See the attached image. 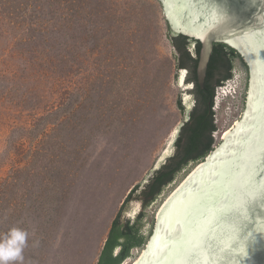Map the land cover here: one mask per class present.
Here are the masks:
<instances>
[{
    "label": "rangeland",
    "instance_id": "374dc122",
    "mask_svg": "<svg viewBox=\"0 0 264 264\" xmlns=\"http://www.w3.org/2000/svg\"><path fill=\"white\" fill-rule=\"evenodd\" d=\"M178 55L158 0H0V233L28 231L23 264H96L118 213L133 223L144 212L147 240L161 203L195 165L144 195L176 152L178 101L187 93V108L194 102ZM246 80L235 60L214 90V145L242 112ZM228 84L236 94L215 109Z\"/></svg>",
    "mask_w": 264,
    "mask_h": 264
},
{
    "label": "water",
    "instance_id": "95a60500",
    "mask_svg": "<svg viewBox=\"0 0 264 264\" xmlns=\"http://www.w3.org/2000/svg\"><path fill=\"white\" fill-rule=\"evenodd\" d=\"M158 1L172 35L200 43V88L213 44L223 43L245 64L246 89L238 122L167 195L128 264H264V0Z\"/></svg>",
    "mask_w": 264,
    "mask_h": 264
},
{
    "label": "trees",
    "instance_id": "16d2710c",
    "mask_svg": "<svg viewBox=\"0 0 264 264\" xmlns=\"http://www.w3.org/2000/svg\"><path fill=\"white\" fill-rule=\"evenodd\" d=\"M168 27V26H167ZM168 36L171 43L178 51L176 57L177 67L179 69H187V82H193V93L196 94L199 99L198 105L203 106L210 110L212 100L214 96V90L217 87L222 86L225 81L231 79L232 69L235 60H238L240 64L245 68L241 57L238 53L223 43H214L213 50L210 55V59L207 65L206 75L204 79V88L210 90V105H207L205 97L202 95V90L196 80V66L198 61V55L200 51V43L197 42L194 48V56L191 55L189 50V43L187 38L183 35H172L168 28ZM246 70V68H245ZM180 109H183L181 101H178ZM215 131L212 117L208 123L209 138L205 150L200 153V157L206 156L212 149L213 139L210 136ZM197 137V136H196ZM195 140V137L191 138V144ZM192 146L187 148V153L192 150ZM189 162L185 155L180 151V147H177L175 154L168 159L167 164H164L151 178L147 184L144 195L152 197L160 192V190L168 183H171L175 176L183 169ZM135 186L126 197L122 204L121 209L124 208L131 195L137 190ZM144 212L139 213L136 221L130 223L120 222V213L112 220L110 228L107 233L104 245L98 255L96 264H122L127 258L131 257V253L134 249L140 248L146 241L142 234V222L141 218ZM119 248L117 254H114L115 249Z\"/></svg>",
    "mask_w": 264,
    "mask_h": 264
},
{
    "label": "flooded vegetation",
    "instance_id": "af4514ba",
    "mask_svg": "<svg viewBox=\"0 0 264 264\" xmlns=\"http://www.w3.org/2000/svg\"><path fill=\"white\" fill-rule=\"evenodd\" d=\"M201 90L203 97H205L207 101V105H210V90L204 87L201 88ZM193 96L194 102L192 104V107L189 109V117L187 119L184 113L182 127L175 144L176 151L177 147L179 146L181 153L186 156L187 161L189 162L187 165H189L190 163L196 164L205 157H200V153L205 150V147L207 145L209 138L208 123L210 121V118L212 117L209 109L198 105L199 99L197 98L195 93H193ZM193 137H195V140L191 144V138ZM190 146H192L193 149L187 153V148H189Z\"/></svg>",
    "mask_w": 264,
    "mask_h": 264
},
{
    "label": "clouds",
    "instance_id": "9594fccd",
    "mask_svg": "<svg viewBox=\"0 0 264 264\" xmlns=\"http://www.w3.org/2000/svg\"><path fill=\"white\" fill-rule=\"evenodd\" d=\"M240 88L241 86L237 87V93ZM235 94L236 90L232 95ZM28 239V231L20 227L13 226L6 232L0 233V264H23Z\"/></svg>",
    "mask_w": 264,
    "mask_h": 264
},
{
    "label": "bare ground",
    "instance_id": "6f19581e",
    "mask_svg": "<svg viewBox=\"0 0 264 264\" xmlns=\"http://www.w3.org/2000/svg\"><path fill=\"white\" fill-rule=\"evenodd\" d=\"M185 76H186V71H182L181 74H180V76H179V83L180 84H183ZM231 88H232V85L228 84L227 87L224 88L223 91H220L219 93H217V98L215 99V109H218L219 108L222 99H225V98H228V97H232V93L230 92L231 91ZM186 99H187V97H185V100ZM238 120H239V118L237 120H235V122L233 123V125L236 124L238 122ZM231 127L227 128L226 130H224L223 132H221L219 134L216 133L215 134L216 139L219 136H221V135H222V138H223V136L231 129ZM174 133H176V131ZM168 151H167V153H168Z\"/></svg>",
    "mask_w": 264,
    "mask_h": 264
},
{
    "label": "snow or ice",
    "instance_id": "6c2138e0",
    "mask_svg": "<svg viewBox=\"0 0 264 264\" xmlns=\"http://www.w3.org/2000/svg\"><path fill=\"white\" fill-rule=\"evenodd\" d=\"M261 194L262 196H264V192H262ZM199 242H200L199 234L193 235L192 238L189 241H187V243L191 245L192 249L197 248L199 245Z\"/></svg>",
    "mask_w": 264,
    "mask_h": 264
},
{
    "label": "crops",
    "instance_id": "0c3cea01",
    "mask_svg": "<svg viewBox=\"0 0 264 264\" xmlns=\"http://www.w3.org/2000/svg\"><path fill=\"white\" fill-rule=\"evenodd\" d=\"M107 233H108V231H107ZM107 233H106V237H107ZM106 237H105L104 240H103V243H102V245H101V249H102V247H103V245H104V242H105ZM101 249H100V251H101ZM118 251H119V248L115 249L114 254H117ZM99 253H100V252H99Z\"/></svg>",
    "mask_w": 264,
    "mask_h": 264
}]
</instances>
